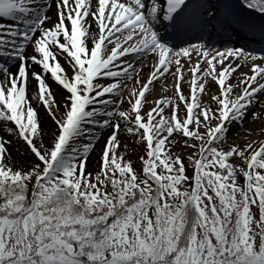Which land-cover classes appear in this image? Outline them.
Segmentation results:
<instances>
[{
	"label": "snow or ice",
	"instance_id": "snow-or-ice-1",
	"mask_svg": "<svg viewBox=\"0 0 264 264\" xmlns=\"http://www.w3.org/2000/svg\"><path fill=\"white\" fill-rule=\"evenodd\" d=\"M0 264H264V0H0Z\"/></svg>",
	"mask_w": 264,
	"mask_h": 264
},
{
	"label": "rangeland",
	"instance_id": "rangeland-1",
	"mask_svg": "<svg viewBox=\"0 0 264 264\" xmlns=\"http://www.w3.org/2000/svg\"><path fill=\"white\" fill-rule=\"evenodd\" d=\"M30 91H31V88H30ZM145 107L147 108L148 106H145ZM39 114H40V117H44L45 120H46V123L42 124V126H43V128L45 130V133H46L45 139L47 140V139H49L51 137L52 132L55 130V125L52 122V120L50 119V117L46 115L45 110L43 109V107H41L39 109ZM234 131H235V129L230 131L228 133V135L229 136L232 135ZM120 138H121L122 141L127 142L130 148L135 149V151H130L128 153V157L132 158L138 165L139 162L136 161V157L141 154L142 149H143V145H140V144H137V143H133L131 136H128V135H126L123 132L120 133ZM241 143H243V142L241 141ZM19 144L22 145L23 142L20 141ZM17 147H18V144H17L16 141H14L12 145H10V148L12 149L13 156L15 157V159L17 161H19V162H23L25 159H28L29 157H25L22 154L23 153V148H20V150L17 151ZM99 147H100V143L97 144L96 149H99ZM177 147H179V145H177ZM96 149L93 150L95 157L92 160V164L89 165V162H88V168L90 170L96 167V160H97V156H98V153H97ZM187 151H193V149L189 148V149H187ZM234 159H235V157H234Z\"/></svg>",
	"mask_w": 264,
	"mask_h": 264
},
{
	"label": "bare ground",
	"instance_id": "bare-ground-1",
	"mask_svg": "<svg viewBox=\"0 0 264 264\" xmlns=\"http://www.w3.org/2000/svg\"><path fill=\"white\" fill-rule=\"evenodd\" d=\"M241 70L243 71V70H245V69H241ZM145 71H147V69H145ZM49 82H51L50 78H49ZM159 87H160V86H159V83H157V85H156V90H154V91H152V92L149 93V100H151L153 96H155V95L158 94ZM53 90L57 93V99H59V98H60L59 94H60L61 89L58 88L55 84H53ZM205 99H207V97H205ZM146 106H149V105H146ZM40 120H41V124L46 123V120H45L44 117H40ZM255 123L258 124L259 121H256ZM252 126H254V125H253V124H249L247 121L245 122V127H246V128H247V127H252ZM244 135H245V133H244L243 131H241V132L239 133V136H240V137H244ZM254 135H255V134H254ZM229 137H230L231 139H235V138H236V137L233 136V134L230 135ZM101 140H102V139H101ZM241 141L244 142L243 140H241ZM97 144H98V143H97ZM96 146H97V145H96ZM94 157H95L94 152H92V155H91L90 160H89V165L92 164V160H93Z\"/></svg>",
	"mask_w": 264,
	"mask_h": 264
}]
</instances>
